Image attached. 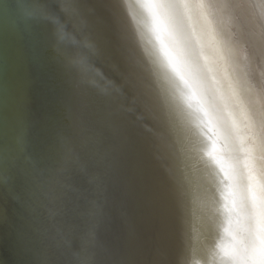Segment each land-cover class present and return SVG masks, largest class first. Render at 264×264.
Listing matches in <instances>:
<instances>
[{
  "label": "water",
  "instance_id": "95a60500",
  "mask_svg": "<svg viewBox=\"0 0 264 264\" xmlns=\"http://www.w3.org/2000/svg\"><path fill=\"white\" fill-rule=\"evenodd\" d=\"M61 24L100 55L74 66ZM124 50L102 0H0V264H172L161 163L106 92Z\"/></svg>",
  "mask_w": 264,
  "mask_h": 264
},
{
  "label": "clouds",
  "instance_id": "9594fccd",
  "mask_svg": "<svg viewBox=\"0 0 264 264\" xmlns=\"http://www.w3.org/2000/svg\"><path fill=\"white\" fill-rule=\"evenodd\" d=\"M102 3L125 44V83L106 92L161 163L178 224L172 264H264V0ZM66 25L74 66L82 50L100 55Z\"/></svg>",
  "mask_w": 264,
  "mask_h": 264
}]
</instances>
